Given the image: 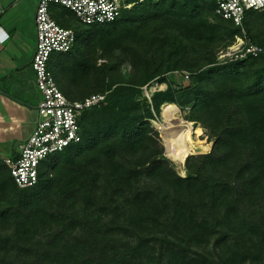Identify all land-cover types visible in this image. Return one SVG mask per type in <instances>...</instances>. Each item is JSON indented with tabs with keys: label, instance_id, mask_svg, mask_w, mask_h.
<instances>
[{
	"label": "trees",
	"instance_id": "trees-1",
	"mask_svg": "<svg viewBox=\"0 0 264 264\" xmlns=\"http://www.w3.org/2000/svg\"><path fill=\"white\" fill-rule=\"evenodd\" d=\"M165 1L183 5L167 13ZM215 9L214 0H161L90 26L54 16L77 39L50 59L58 87L73 101L107 96L81 117V143L46 160L35 187L20 189L0 161V264H264V54L219 65L215 49L231 46L239 28L210 22ZM98 47L142 61L141 80L83 89L99 80ZM259 64L245 82L242 66ZM183 69L187 84L167 82ZM154 82L167 89L151 106L143 89ZM166 103L191 105L187 121L213 125L212 151L189 159L186 177L149 124L151 107Z\"/></svg>",
	"mask_w": 264,
	"mask_h": 264
},
{
	"label": "built area",
	"instance_id": "built-area-1",
	"mask_svg": "<svg viewBox=\"0 0 264 264\" xmlns=\"http://www.w3.org/2000/svg\"><path fill=\"white\" fill-rule=\"evenodd\" d=\"M158 0H40L35 16L36 49L32 61L35 85L40 93L37 121L28 140L20 147L16 158H6L3 162L20 189L35 187L39 182L42 165L50 157L61 153L71 146L81 143L80 119L84 112L99 106L106 94L93 95L85 100L73 101L67 98L57 85L52 72L50 59L59 54L72 51L76 45L74 28L60 25L54 18L52 7L61 6L69 10L76 20L86 26L103 25L118 19L124 10ZM215 13L225 20L232 21L242 28L248 11L264 10V0H214ZM237 40L218 54L219 63L259 57L264 47L247 41L244 37ZM181 78L179 84H187L190 74L175 72ZM157 82L145 87L144 100L151 102L156 92L165 91Z\"/></svg>",
	"mask_w": 264,
	"mask_h": 264
},
{
	"label": "crops",
	"instance_id": "crops-1",
	"mask_svg": "<svg viewBox=\"0 0 264 264\" xmlns=\"http://www.w3.org/2000/svg\"><path fill=\"white\" fill-rule=\"evenodd\" d=\"M40 0H0V161L16 158L37 121L32 61Z\"/></svg>",
	"mask_w": 264,
	"mask_h": 264
},
{
	"label": "rangeland",
	"instance_id": "rangeland-1",
	"mask_svg": "<svg viewBox=\"0 0 264 264\" xmlns=\"http://www.w3.org/2000/svg\"><path fill=\"white\" fill-rule=\"evenodd\" d=\"M151 3H152V5H159V4H161V0L153 1ZM164 5H165L166 12L173 14V13H179L178 10L181 8L183 3L177 2L174 5L170 1H165ZM134 7H132L130 10L134 9ZM52 11H53L54 16H57L59 13H62L63 15H67L70 17L73 16V14L69 10H67L61 6L52 7ZM206 16L209 19V21L212 22L213 24H217L219 26H222L223 23H221L220 18L218 17V15L215 12L210 13L207 11ZM74 25L77 26L78 24L75 22ZM229 28H230V25H229ZM238 30H239V34L237 37L242 36L247 41L252 42V43L254 41H261L262 43H264V11L263 10L257 11V12L250 14L246 18V24L244 22L243 27L239 28ZM93 35H94V33H93ZM236 38L234 39L235 41L237 40ZM230 40L231 39H229L226 43L230 42ZM94 44H95V40L93 39L92 42L90 43V49L94 48ZM225 44H222L219 48L215 49L214 54L216 56H218L220 51H222L226 48ZM104 46H105V48L109 47V45H107L106 43L104 44ZM139 47H141V46L139 45ZM139 47H137V48L139 49ZM98 48L95 50L94 55L91 53V58L95 59L94 68L96 70H99V73H96V71L94 72V75H93L95 77L94 79L98 78L100 81L96 80L92 84L84 86L83 89H88L89 87L94 89V87H92V85L94 86L95 85L94 83H97V82H99V84L101 82V85H105V84H107L108 81H110V79H116V80L120 81L121 83L138 82L139 80H141L140 78L143 76L142 74L144 73V72L142 73V66H143L142 61L135 60V58L131 57L129 54L125 53L120 48L113 49L111 47V48L104 49V50H102V48H99V49ZM198 57L199 56H196V55H195V59L193 57L194 62L198 59ZM156 61L158 62V60H156ZM245 61H247V59L244 58V59H238V60H235V61H232L229 63H236V62L239 63V62H245ZM217 63H219L218 60H217ZM225 64H228V63H223V64H219V65H225ZM259 66H260V64L253 67V68H251L249 66L248 67L242 66V68H243L242 73H243L245 82L253 81L254 69H257ZM208 67L209 66H205L202 70H205ZM150 71H152V70H150ZM182 71L189 73L190 77H191L192 71L190 69H183ZM98 75H99V77H98ZM168 78H169V82L172 84H174L176 82L180 83V81H181L180 76L176 73H174L170 76H167V82H168ZM164 84H166V83H163L161 85H163L165 87ZM150 86H151V84L149 86H146V87H150ZM143 102H144V100H143ZM144 103H149L152 106V101L150 102L149 100H147V102H144ZM175 105L180 110V114H179L180 118L184 119L185 121H186V117L193 114V110H192L191 105L190 106L186 105V106H182V107L178 104H175ZM151 111L153 113V118L149 119V122H150L149 124L154 129V131H156V133H157V138L159 141V147L162 149V152H163V158L165 159V161L169 164V166L175 171V173L178 176L186 177L187 176L186 162L193 157L197 158L201 155L209 154L212 151V147L214 144L213 128H212L213 125L212 124L204 125L203 123H199L200 125H197L195 123L194 130L189 137V144H190L191 149H192V154H190L188 156V158L186 159L185 167H184L185 172L183 173V172H181L179 166L171 158H169V156L167 154V148H166L167 146H166V142H165V136L161 130L162 125L165 124V122L162 118V115H161L162 107H161V109H159V111H156L153 107H151ZM173 124L177 125L178 120L173 121ZM55 158H56V156L54 155V156L50 157L49 159H50V161H53ZM0 233H1V228H0Z\"/></svg>",
	"mask_w": 264,
	"mask_h": 264
},
{
	"label": "bare ground",
	"instance_id": "bare-ground-1",
	"mask_svg": "<svg viewBox=\"0 0 264 264\" xmlns=\"http://www.w3.org/2000/svg\"><path fill=\"white\" fill-rule=\"evenodd\" d=\"M179 108L172 103H166L162 106V118L165 124L161 130L165 136L167 154L180 168L181 172H185V162L192 149L189 144V137L194 130L195 123L185 121L180 118ZM178 120V124L174 125L173 121Z\"/></svg>",
	"mask_w": 264,
	"mask_h": 264
},
{
	"label": "water",
	"instance_id": "water-1",
	"mask_svg": "<svg viewBox=\"0 0 264 264\" xmlns=\"http://www.w3.org/2000/svg\"><path fill=\"white\" fill-rule=\"evenodd\" d=\"M144 102H147V100L145 99Z\"/></svg>",
	"mask_w": 264,
	"mask_h": 264
}]
</instances>
